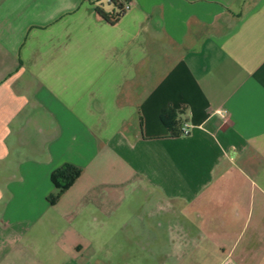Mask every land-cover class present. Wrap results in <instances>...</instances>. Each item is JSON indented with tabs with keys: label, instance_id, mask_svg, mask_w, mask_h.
I'll use <instances>...</instances> for the list:
<instances>
[{
	"label": "crops",
	"instance_id": "crops-1",
	"mask_svg": "<svg viewBox=\"0 0 264 264\" xmlns=\"http://www.w3.org/2000/svg\"><path fill=\"white\" fill-rule=\"evenodd\" d=\"M127 1L0 0V264H264V0Z\"/></svg>",
	"mask_w": 264,
	"mask_h": 264
},
{
	"label": "trees",
	"instance_id": "trees-1",
	"mask_svg": "<svg viewBox=\"0 0 264 264\" xmlns=\"http://www.w3.org/2000/svg\"><path fill=\"white\" fill-rule=\"evenodd\" d=\"M128 2L127 0H107V4L111 6H116L117 10L113 11L111 14H107L102 8L98 7L97 12L100 16L107 19L111 24L119 21V19L126 13L124 11V6ZM176 114L171 109L165 110L163 112V119L170 126L176 124L175 120ZM181 128H174L175 135L180 134ZM82 169L75 167L71 164H65L59 169L55 170L52 174V182L56 188V192L51 194L48 201L51 204H55L60 200V198L66 193V191L76 182L80 177Z\"/></svg>",
	"mask_w": 264,
	"mask_h": 264
},
{
	"label": "rangeland",
	"instance_id": "rangeland-1",
	"mask_svg": "<svg viewBox=\"0 0 264 264\" xmlns=\"http://www.w3.org/2000/svg\"><path fill=\"white\" fill-rule=\"evenodd\" d=\"M239 170L241 173V168L238 169L236 167V171ZM136 202V201H135ZM137 207V206H136ZM52 218H56L55 216H52ZM47 220V219H43ZM84 221L82 220H77L70 218V236L73 237L75 240L78 239H84L90 237L89 230L87 228V225L85 226L83 224ZM64 228V229H63ZM38 230V228H37ZM38 239H39V253L41 255H45V253H51L53 257H56V260L59 261L60 264H65L67 262L68 256H63V249H61L60 244L61 240L65 237L64 232H65V226L61 223H58L56 226L53 227V230L51 227L47 232H44L43 230L38 231ZM92 234V233H91ZM135 236L138 235V232L133 233ZM64 236V237H63ZM80 245H83L82 243H79ZM75 245V246H74ZM72 246H66L64 247V250L69 252L70 258L74 257L77 255V248L76 245L74 244ZM38 248V247H37ZM84 249H82V252ZM87 249L85 250V252ZM46 264V262H45Z\"/></svg>",
	"mask_w": 264,
	"mask_h": 264
},
{
	"label": "built area",
	"instance_id": "built-area-1",
	"mask_svg": "<svg viewBox=\"0 0 264 264\" xmlns=\"http://www.w3.org/2000/svg\"><path fill=\"white\" fill-rule=\"evenodd\" d=\"M130 9H131V2L128 1V2H126L125 6H124V11L127 12ZM216 112H217V114L220 115V117L222 118V120L224 122L230 121L231 116H230V113L228 111L223 110V109H218ZM190 132H191L190 125L188 123H184V125L180 129V134L187 136L190 134Z\"/></svg>",
	"mask_w": 264,
	"mask_h": 264
}]
</instances>
